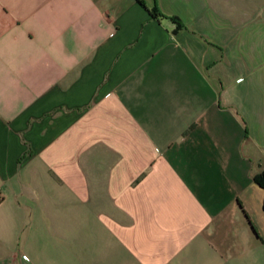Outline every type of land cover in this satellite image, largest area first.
Here are the masks:
<instances>
[{"label":"crops","instance_id":"0c3cea01","mask_svg":"<svg viewBox=\"0 0 264 264\" xmlns=\"http://www.w3.org/2000/svg\"><path fill=\"white\" fill-rule=\"evenodd\" d=\"M140 1L0 0V264H264V0Z\"/></svg>","mask_w":264,"mask_h":264},{"label":"trees","instance_id":"16d2710c","mask_svg":"<svg viewBox=\"0 0 264 264\" xmlns=\"http://www.w3.org/2000/svg\"><path fill=\"white\" fill-rule=\"evenodd\" d=\"M139 2V4H142V2L140 0H137ZM157 12L153 11V14L155 15ZM158 15H162V14H158ZM169 19H171L172 21H174L178 27H181L182 24L179 22V20L176 17L173 16H168ZM253 180L255 181V183H257V185H259V187H261L264 190V170L261 171L258 175H256ZM262 211L264 214V200H263V204H262Z\"/></svg>","mask_w":264,"mask_h":264},{"label":"built area","instance_id":"2783aa9c","mask_svg":"<svg viewBox=\"0 0 264 264\" xmlns=\"http://www.w3.org/2000/svg\"><path fill=\"white\" fill-rule=\"evenodd\" d=\"M23 258H25V256H22Z\"/></svg>","mask_w":264,"mask_h":264}]
</instances>
